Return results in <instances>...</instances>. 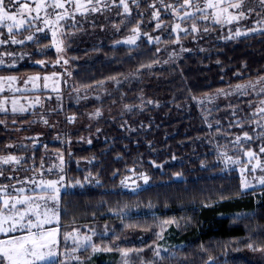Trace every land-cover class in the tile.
<instances>
[{"label":"trees","instance_id":"1","mask_svg":"<svg viewBox=\"0 0 264 264\" xmlns=\"http://www.w3.org/2000/svg\"><path fill=\"white\" fill-rule=\"evenodd\" d=\"M173 1L177 5L183 0ZM150 5L149 0H141L139 7H133L121 34L115 26L97 27L72 49L84 58L74 71L78 91L104 90L116 102L121 99L119 93L127 92L136 101L142 96L147 108L103 119L90 144L74 146L66 175L82 184L61 195L60 222L64 226L116 223L114 230L122 232L121 222L143 230L157 221H171L167 242L175 244L181 257H166L159 264H206L208 257L215 258L214 264H261L241 255L224 256L227 247L223 242L228 239L264 247V186L242 190L236 167L227 168L218 159L215 142L248 133L252 139L243 141L242 147L259 151L264 137L253 136L252 106L245 99L228 106L213 93L264 75V31L229 39L226 28L204 25L198 15L200 31L189 29L176 42L174 15L165 7ZM156 10L160 11L158 19L153 18ZM193 21L185 19L186 27ZM157 23L165 24L156 30ZM138 26L161 40L153 43L143 36L135 45L112 43L116 34L129 35ZM50 42V37H42L38 46ZM41 50L29 46L11 72L44 70L37 61L55 60L56 54L51 48ZM84 78L87 83L82 82ZM76 108L72 104L71 109ZM31 117L26 114L19 120ZM3 119L21 126L20 122L13 124L9 114H0ZM2 122L0 153H24L13 172L16 178L32 160V169L40 168L44 146L51 150L62 146L52 139L35 146L22 144L16 129L9 132ZM22 131L34 136L28 128ZM16 146L20 148L14 150ZM233 153L242 156L239 149ZM132 167H141L150 177V184L136 192L119 188ZM97 264L108 263L99 259Z\"/></svg>","mask_w":264,"mask_h":264},{"label":"rangeland","instance_id":"2","mask_svg":"<svg viewBox=\"0 0 264 264\" xmlns=\"http://www.w3.org/2000/svg\"><path fill=\"white\" fill-rule=\"evenodd\" d=\"M149 1L151 4L158 5V9L169 4L176 6L173 0H163V4L160 3V0ZM51 2L52 0H47V3L50 4ZM79 2L85 6L88 4V0H79ZM231 2L236 3L237 0H231ZM93 3H95V0H93ZM128 4L130 14H124L123 7L119 6V0H103L101 4L95 5L100 9L96 12H92L90 9L85 11L84 8L76 11L72 5L66 4L69 17L58 23L55 20L52 9L48 8V15L46 16L45 12L41 11L42 19L33 21L31 26L26 25L20 29H13L11 36L16 40H22L23 43H12L7 26H0V40L7 41V43L0 44V60L3 61V63H0V114L11 115L12 123L18 124L20 122L21 128L11 125L8 120L3 119L1 121L6 123V129H9V132L16 129V136L20 137L22 144L35 146L37 142L40 143L39 141L45 142V140L52 139L62 145L61 148L54 150L44 146V158L40 161V168L32 169L34 164L32 160L28 167L24 166L25 168L18 175V178L15 177L17 174L13 175L15 166L18 164L5 165L0 162V171L3 172V175L0 176V185H15L16 188L23 187L25 188L23 195L33 197L37 195L51 196L54 193L42 191L36 185L49 180L59 181L57 185L59 192L56 193L57 200L46 202V207L49 210L48 215L52 217V223L44 226L46 230L57 229V244L52 249L57 252V256L46 261H38L37 264H50L53 262L56 264H61V262L63 264H97L99 259H103L108 264H159L166 257H174V255L181 257L180 250L177 251L176 246H173L175 244L167 242L168 223L157 221L152 223L150 227L139 230L141 228H137L136 225L121 222L119 225H124V227L122 232H120L113 228L116 223L81 226H68L65 224L64 226L60 222L61 195L82 184L79 181L70 180L66 175L65 169L74 146H80L81 142L90 144L98 135L103 119L105 120L115 114L127 116L128 114H134L135 111L147 108L146 102L142 101V96L137 99L139 101H136L135 95L127 92H116L117 95L119 93L121 96V99L116 102L115 100H110L112 95L105 93L104 90L95 92L89 88L84 92L78 91L79 87L77 84L79 83H76L74 78V71L78 67L77 64L81 63L84 58L73 52V47L76 48L80 41L90 37L97 27L105 29L108 26L119 25V28L115 27V30H118V34H121V30L124 29L123 22L126 20L125 18L133 13V7H137L136 4L132 3V0H128ZM201 6H203V0H201ZM185 11L194 13L196 19L192 22V25L195 23L198 29V31H194L196 33L200 31L201 27L198 23L199 21H196L199 17L198 15L202 16L205 14L195 11L194 8H185L181 10L178 16L175 12L169 10L168 12L174 15L172 29L175 28V25H180V29L173 31L177 40L185 33L182 29L192 30V25L186 27L185 19L180 18ZM212 11V9H207L206 13L211 14ZM239 11H243L245 16L233 20L231 23H217L213 19H203L204 25L216 24L226 28L229 39L264 31V5L260 3V0H244L243 7ZM229 13L238 14V10L229 9ZM32 15H35V13ZM22 18L18 17L17 19ZM44 18H47L51 23L46 25L43 22ZM164 24L161 23L162 26ZM37 28H43L44 31L38 32ZM138 28L139 33L131 31L126 36H117L118 34L114 32L116 37L112 40V43H124L123 41L132 36L136 37V42L134 44H124L135 45L143 36H146L153 43L161 40V36L144 32L141 26H138ZM252 29H256V31H252ZM53 32H56L55 37L52 35ZM237 32L241 34L236 35ZM28 36H32L33 39L28 40ZM42 37H50L51 42L48 45L45 43L42 45L43 47L38 46V42ZM150 37L151 40L149 39ZM156 37H159V40H156ZM118 41L120 43H117ZM29 46H35L38 50L51 48L55 51L56 59L49 62L47 59L37 61L44 68V70L39 72L20 74L11 72L22 61L23 56H26ZM58 47L60 51H57ZM84 48L88 49V47ZM41 52L43 53L44 51L41 50ZM40 61H43V63H39ZM261 78H264V75L228 85L213 93L217 99L226 102L228 106L235 104L241 98L245 99L252 106V120L250 123L254 127L255 134L253 136L259 138L264 137L262 135L264 133V127H262L264 126V112L259 111L260 108H264V104H261V101L264 100V79ZM82 82L87 83L88 80L84 78ZM138 84L137 88L140 86V83ZM237 85L242 87L237 88ZM93 102L94 105H90ZM72 104L77 105L79 108L71 109ZM13 107L17 111H13ZM21 108L24 110L20 111L19 109ZM97 111H99V115L96 114ZM26 114H32L31 119L20 121L19 119ZM24 128H28V131L30 133L33 132L34 136H29L27 132H23L22 129ZM237 136L240 135H230L223 142H215L218 159L227 168L229 166L236 167L241 179L242 190L264 186V184L259 182L260 178L264 177V153L260 152V148L264 146H261L259 151L254 149L245 150L242 147L244 146L242 142L247 139H243L242 136V139L237 142ZM31 138H37V140L29 142ZM18 148L20 146H16L14 150ZM237 149L242 152V156L234 155L233 152ZM248 151H252L254 155L249 157L247 155ZM7 156L23 158L24 153L10 150L0 153V157ZM145 177L148 178L147 183L145 182ZM244 183H247L248 187H244ZM149 184L150 177L144 169L132 167L130 172L123 176L119 188L136 192ZM8 191L13 195H17L11 188ZM2 197L3 193H0V198ZM41 203L42 205L45 204L43 201ZM177 223L182 224L180 221H177ZM136 231L141 233L139 234ZM21 234V232H16L10 235L18 236ZM66 236L67 238H65ZM85 236H90L91 241H84ZM5 238V235L0 233V240ZM242 241L241 239H228L223 242V245L227 247L224 256L230 258L236 254L252 262L264 264V250H262L264 247L257 246V243L254 242L243 245ZM78 243H83L85 246L72 252V249L76 248ZM93 245L100 248L101 251L94 252ZM206 248L211 256L209 251L211 247L208 246ZM103 249L110 250L104 251ZM156 251H159V257L154 255ZM124 252L128 254L125 256ZM215 262L214 257H208L206 264H214Z\"/></svg>","mask_w":264,"mask_h":264},{"label":"snow or ice","instance_id":"3","mask_svg":"<svg viewBox=\"0 0 264 264\" xmlns=\"http://www.w3.org/2000/svg\"><path fill=\"white\" fill-rule=\"evenodd\" d=\"M102 2L103 0H95V3H93V0H88V4L85 6L81 4L79 0H52L50 4L47 3V0H7V2L6 0H0V26H7L12 43H23L22 40H16L11 36L13 29H20L26 25L31 26L33 21L41 20V11H44L47 16V9L51 8L53 14L55 15V20L58 23L59 21L66 20L69 17V11L66 8V4L72 5L76 11H80L81 8H84L85 11L90 9L92 12H96L100 9L95 5L101 4ZM132 3L139 7V0H132ZM160 3L163 4V0H160ZM260 3L264 5V0H260ZM243 4L244 0H237L236 3L231 2V0H203V6H201V0H183V3H178L176 6L171 4L166 5L164 10H171L179 16L181 10L185 8H194L197 12L205 13L199 17L200 19H213L217 23H231L233 20L243 18L245 16L243 11H239L242 9ZM119 6L123 7L124 14H130L128 0H119ZM150 7L155 8V4L150 5ZM207 9H212V13L207 14ZM229 9L238 10V14L229 13ZM33 13H35V15H32ZM159 16L160 11L156 10L153 13V18L158 19ZM18 17L23 18L18 20ZM222 17L224 18L222 19ZM180 18L196 19L194 13L188 11H185L183 16H180ZM43 22L46 25L51 23V21L47 18H44ZM115 27L118 29L119 25H116ZM161 27V23L156 24V28ZM176 29H180L179 24L175 25L173 31ZM182 30L185 32L187 31V29ZM37 31L43 32L44 29L37 28ZM132 31L134 33H139V28H133ZM192 31H198L195 23L192 25ZM204 31H208V29L205 28ZM252 31H256V29H252ZM240 34L241 33L239 32L236 33V35ZM52 35L55 37L56 32H53ZM145 35H147V33H145ZM27 39L32 40L33 37L28 36ZM149 39L151 40V37ZM155 39L159 40V37H156ZM123 42L134 44L136 42V37H129ZM176 42H178V40ZM2 43H7V41L0 40V44ZM117 43L120 42L118 41ZM57 51H60L59 47L57 48ZM157 51H159V49H157ZM0 63H3V61L0 60ZM39 63H43V61H40ZM45 79H47V77H45ZM236 87L240 88L242 86L237 85ZM261 104H264V100L261 101ZM19 110L23 111L24 109L21 108ZM13 111H17V109L13 107ZM259 111L264 112V108H260ZM96 114L99 115V111H97ZM0 123L3 122L0 121ZM262 135H264V133H262ZM241 139L242 137L240 136L236 137L237 142ZM243 139L251 140L252 137L249 136L248 133H244ZM260 152L264 153V147L260 148ZM247 155L251 157L254 153L252 151H248ZM21 159L22 157L18 158L15 156H7L0 157V162L5 165L11 163L19 164ZM2 175L3 172L0 171V176ZM144 179L147 183L148 178L145 177ZM259 182L264 184V177H261ZM58 184L59 181L52 180L37 184L36 187L40 188L42 191H51L54 194L51 196L37 195L35 197L23 195L25 192V188L23 187L16 188L15 185H0V193H3V197L0 198V233H3L6 237L5 239L0 240V264H37L38 261H46L57 256V252L52 250L57 244V229L53 228L46 230L44 226L52 223V217L48 215L49 210L46 207V202L49 200H57L58 197L56 193L59 192V188L57 187ZM243 186L248 187L247 183H244ZM9 188L13 189L17 195H13L9 192ZM42 201L45 202L44 205H42ZM170 222L171 221L165 223ZM16 232H21L22 234L18 236L10 235L11 233ZM65 238H67V236ZM84 241L90 242L91 237L85 236ZM84 246L85 245L83 243H78L77 247L72 249V252H75L78 248H82ZM249 247H251V245H249ZM92 248L94 252L101 251V249L95 245H93ZM103 250L108 251L110 249ZM123 254L126 256L128 253L124 252ZM154 255L159 257V251H156ZM61 264H63V262H61Z\"/></svg>","mask_w":264,"mask_h":264}]
</instances>
